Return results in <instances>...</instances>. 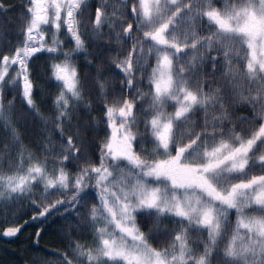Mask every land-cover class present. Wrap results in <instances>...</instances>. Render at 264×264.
<instances>
[{"label":"snow or ice","instance_id":"snow-or-ice-1","mask_svg":"<svg viewBox=\"0 0 264 264\" xmlns=\"http://www.w3.org/2000/svg\"><path fill=\"white\" fill-rule=\"evenodd\" d=\"M0 215V264H264V0H0Z\"/></svg>","mask_w":264,"mask_h":264},{"label":"trees","instance_id":"trees-1","mask_svg":"<svg viewBox=\"0 0 264 264\" xmlns=\"http://www.w3.org/2000/svg\"><path fill=\"white\" fill-rule=\"evenodd\" d=\"M10 3H19V0H9ZM19 9H15L12 13H9L10 16L15 17L18 13ZM17 29L15 27H13L11 29L12 34L8 37H6V40H11L13 43H15V31ZM13 73L15 72V69L12 70ZM11 98V95H9V99ZM17 103H19V101H17ZM32 215V212L29 211L27 215L23 216L21 218V220L19 221V223H22L23 220L28 219L30 216ZM17 223V221L13 220L11 217H8L7 219L5 217H3L2 215H0V232L3 231L4 228L6 227H11V226H15V224ZM35 229L32 225H29L28 227H25L23 232L20 234L19 239L15 240V241H9L12 245H13V249H17L18 247L22 246V242L24 241V237L28 234V233H34ZM50 239V234H46L44 237V240H49ZM2 241H8L5 239H0V242ZM42 244L44 243V241L41 242ZM22 255L21 253L17 252L16 256H20ZM21 264H26L25 261L21 260L20 262Z\"/></svg>","mask_w":264,"mask_h":264},{"label":"rangeland","instance_id":"rangeland-1","mask_svg":"<svg viewBox=\"0 0 264 264\" xmlns=\"http://www.w3.org/2000/svg\"><path fill=\"white\" fill-rule=\"evenodd\" d=\"M13 245L9 241L0 242V262L10 261L13 257L5 252V249L9 251L13 250ZM21 264V263H20Z\"/></svg>","mask_w":264,"mask_h":264}]
</instances>
